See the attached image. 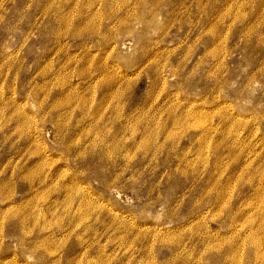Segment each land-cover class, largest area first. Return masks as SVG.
I'll return each mask as SVG.
<instances>
[{
    "label": "rangeland",
    "instance_id": "374dc122",
    "mask_svg": "<svg viewBox=\"0 0 264 264\" xmlns=\"http://www.w3.org/2000/svg\"><path fill=\"white\" fill-rule=\"evenodd\" d=\"M0 264H264V0H0Z\"/></svg>",
    "mask_w": 264,
    "mask_h": 264
},
{
    "label": "bare ground",
    "instance_id": "6f19581e",
    "mask_svg": "<svg viewBox=\"0 0 264 264\" xmlns=\"http://www.w3.org/2000/svg\"><path fill=\"white\" fill-rule=\"evenodd\" d=\"M92 3V2H91ZM123 4V3H122ZM120 5V4H119ZM92 14V13H91ZM64 18V17H63ZM69 25V24H68ZM68 27V26H67ZM108 70V69H107ZM61 105V104H60ZM45 222V221H44ZM232 222V221H231ZM252 243H253V245H255V244H257V241L256 240H254V239H252ZM259 243V242H258ZM235 257V256H234ZM258 257V256H257Z\"/></svg>",
    "mask_w": 264,
    "mask_h": 264
}]
</instances>
